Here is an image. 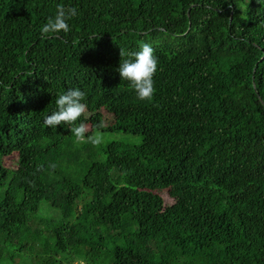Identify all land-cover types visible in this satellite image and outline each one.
Returning a JSON list of instances; mask_svg holds the SVG:
<instances>
[{
	"label": "trees",
	"instance_id": "trees-1",
	"mask_svg": "<svg viewBox=\"0 0 264 264\" xmlns=\"http://www.w3.org/2000/svg\"><path fill=\"white\" fill-rule=\"evenodd\" d=\"M58 5L70 31L42 33ZM143 44L151 100L118 72ZM71 88L100 144L44 124ZM16 258L264 264L262 0H0V264Z\"/></svg>",
	"mask_w": 264,
	"mask_h": 264
},
{
	"label": "clouds",
	"instance_id": "clouds-1",
	"mask_svg": "<svg viewBox=\"0 0 264 264\" xmlns=\"http://www.w3.org/2000/svg\"><path fill=\"white\" fill-rule=\"evenodd\" d=\"M77 15V8H65L58 5L55 15L48 18L47 23L42 26L41 32L58 33L63 31L67 33L70 31L68 21ZM129 55L134 58L125 59L123 63H120L119 75L121 79L130 82L138 99L151 100L155 93L153 77L158 69V58L154 55L153 48L148 44H143L139 51ZM85 98L86 93L80 88L64 91L55 100V110L44 117V124L48 127H57L62 125V122L72 125L70 130L78 142L100 144L102 136L99 133L94 136L88 135V129L84 123H75L86 112ZM100 126L98 125V127Z\"/></svg>",
	"mask_w": 264,
	"mask_h": 264
},
{
	"label": "rangeland",
	"instance_id": "rangeland-1",
	"mask_svg": "<svg viewBox=\"0 0 264 264\" xmlns=\"http://www.w3.org/2000/svg\"><path fill=\"white\" fill-rule=\"evenodd\" d=\"M102 112L104 114V117H106L105 118L106 121L107 120H108V122L111 121L112 118L110 117V115L108 113H106L104 110ZM103 135H104V141H108V140H121V141H123V140H125L128 142H137V137L134 135H131V134H124V133H119V132H111V133L107 132V133H104ZM14 160H15V155L7 156L4 159V164L7 166H12ZM158 193L164 199L165 204H169L172 202L171 198L167 195L166 190H161ZM12 264H19L18 259L16 258ZM71 264H84V263L81 261H73Z\"/></svg>",
	"mask_w": 264,
	"mask_h": 264
}]
</instances>
